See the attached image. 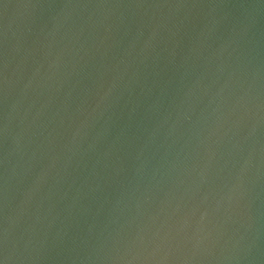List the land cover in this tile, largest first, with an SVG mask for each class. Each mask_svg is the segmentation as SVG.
<instances>
[{
    "label": "water",
    "instance_id": "1",
    "mask_svg": "<svg viewBox=\"0 0 264 264\" xmlns=\"http://www.w3.org/2000/svg\"><path fill=\"white\" fill-rule=\"evenodd\" d=\"M0 264H264V0H0Z\"/></svg>",
    "mask_w": 264,
    "mask_h": 264
}]
</instances>
